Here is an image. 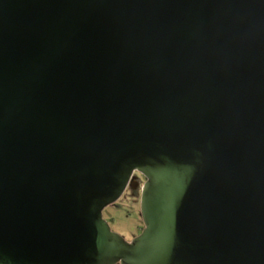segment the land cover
<instances>
[{
	"label": "water",
	"instance_id": "95a60500",
	"mask_svg": "<svg viewBox=\"0 0 264 264\" xmlns=\"http://www.w3.org/2000/svg\"><path fill=\"white\" fill-rule=\"evenodd\" d=\"M0 264H264V0H0Z\"/></svg>",
	"mask_w": 264,
	"mask_h": 264
},
{
	"label": "rangeland",
	"instance_id": "374dc122",
	"mask_svg": "<svg viewBox=\"0 0 264 264\" xmlns=\"http://www.w3.org/2000/svg\"><path fill=\"white\" fill-rule=\"evenodd\" d=\"M102 217L111 230L131 241L140 234L143 221L140 213V202L125 198V194L102 210Z\"/></svg>",
	"mask_w": 264,
	"mask_h": 264
},
{
	"label": "flooded vegetation",
	"instance_id": "af4514ba",
	"mask_svg": "<svg viewBox=\"0 0 264 264\" xmlns=\"http://www.w3.org/2000/svg\"><path fill=\"white\" fill-rule=\"evenodd\" d=\"M134 174L138 175L141 178V182L140 185L137 189L133 190L129 187H126L125 191L123 192V194H125V198H130L131 201H139L140 198V186L142 185V183L144 182V178L138 173V172H134Z\"/></svg>",
	"mask_w": 264,
	"mask_h": 264
}]
</instances>
